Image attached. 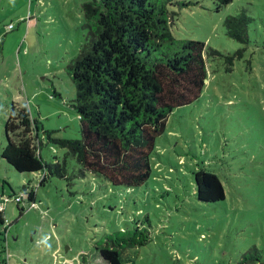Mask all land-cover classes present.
<instances>
[{
    "label": "rangeland",
    "instance_id": "1",
    "mask_svg": "<svg viewBox=\"0 0 264 264\" xmlns=\"http://www.w3.org/2000/svg\"><path fill=\"white\" fill-rule=\"evenodd\" d=\"M90 1L0 0V264H107L96 246L136 226L150 239L126 248L124 264H264V0H233L218 11L214 0H158L176 39L206 44L208 80L199 98L170 113L142 186H114L90 172L41 185L40 172L20 173L1 156L13 105L15 115L27 113L46 162L66 154L50 137L82 138L69 66L90 39ZM242 13L251 18L248 43L224 26ZM78 169L67 158L68 175ZM199 169L219 176L224 201L198 200ZM28 185L35 202L18 203ZM254 248L261 256L244 260Z\"/></svg>",
    "mask_w": 264,
    "mask_h": 264
},
{
    "label": "trees",
    "instance_id": "2",
    "mask_svg": "<svg viewBox=\"0 0 264 264\" xmlns=\"http://www.w3.org/2000/svg\"><path fill=\"white\" fill-rule=\"evenodd\" d=\"M214 2L218 11L233 0ZM83 9L90 39L69 66L82 138L49 136L66 154L63 161L56 158L53 163L46 162L27 113L18 109L15 115L13 105L5 123L7 143L1 156L20 173L40 172L41 185L52 176L71 184L74 177L90 172L114 186H142L151 176L150 157L157 138L166 130L170 113L195 101L204 90L208 80L206 44L176 39L170 29L173 17L158 0H92ZM250 22L244 13L229 15L224 21L226 33L248 43ZM210 54L224 56L216 50ZM233 56H225L226 62L231 64ZM67 158H73L79 167L72 177L68 175ZM194 175L199 201L226 199L217 174L199 169ZM20 195L22 201L26 196L29 203L35 202V190L29 185L23 186ZM4 222L1 209L0 225ZM149 239V233L138 226L117 230L105 235L96 252L107 264H124L125 249L145 245ZM253 250L244 254V260L261 256L257 248ZM86 260L82 258V262Z\"/></svg>",
    "mask_w": 264,
    "mask_h": 264
},
{
    "label": "built area",
    "instance_id": "3",
    "mask_svg": "<svg viewBox=\"0 0 264 264\" xmlns=\"http://www.w3.org/2000/svg\"><path fill=\"white\" fill-rule=\"evenodd\" d=\"M12 27V26H11ZM22 195H19V196H16L15 197V200L19 203V202H21L22 201ZM2 209V207L0 206V210Z\"/></svg>",
    "mask_w": 264,
    "mask_h": 264
},
{
    "label": "water",
    "instance_id": "4",
    "mask_svg": "<svg viewBox=\"0 0 264 264\" xmlns=\"http://www.w3.org/2000/svg\"><path fill=\"white\" fill-rule=\"evenodd\" d=\"M207 81V80H206Z\"/></svg>",
    "mask_w": 264,
    "mask_h": 264
}]
</instances>
